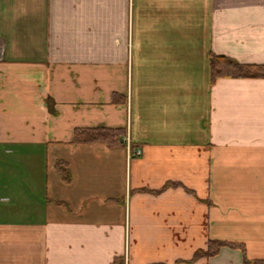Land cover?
<instances>
[{
    "label": "crops",
    "instance_id": "0c3cea01",
    "mask_svg": "<svg viewBox=\"0 0 264 264\" xmlns=\"http://www.w3.org/2000/svg\"><path fill=\"white\" fill-rule=\"evenodd\" d=\"M213 55L264 65V0H0V264H263L264 76Z\"/></svg>",
    "mask_w": 264,
    "mask_h": 264
},
{
    "label": "trees",
    "instance_id": "16d2710c",
    "mask_svg": "<svg viewBox=\"0 0 264 264\" xmlns=\"http://www.w3.org/2000/svg\"><path fill=\"white\" fill-rule=\"evenodd\" d=\"M212 80L219 77H261L264 76V65L240 64L228 57L214 56L211 59ZM126 130L123 128L92 127L75 129L73 142L82 143H102L109 147L116 148L125 145ZM58 170L65 181L71 179L70 171L66 166L58 163ZM232 246L244 249V246L237 243L211 240L208 250L200 252L202 255L212 256L217 254L222 246ZM114 264H124L123 259L117 258ZM264 264V262H263Z\"/></svg>",
    "mask_w": 264,
    "mask_h": 264
},
{
    "label": "built area",
    "instance_id": "2783aa9c",
    "mask_svg": "<svg viewBox=\"0 0 264 264\" xmlns=\"http://www.w3.org/2000/svg\"><path fill=\"white\" fill-rule=\"evenodd\" d=\"M142 150L141 149H134L130 152L131 156H138L141 155Z\"/></svg>",
    "mask_w": 264,
    "mask_h": 264
}]
</instances>
